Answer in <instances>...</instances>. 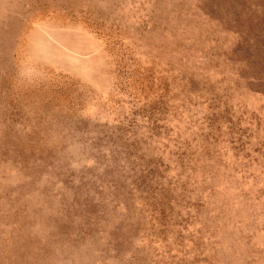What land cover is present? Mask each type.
Segmentation results:
<instances>
[{"label":"rangeland","instance_id":"obj_1","mask_svg":"<svg viewBox=\"0 0 264 264\" xmlns=\"http://www.w3.org/2000/svg\"><path fill=\"white\" fill-rule=\"evenodd\" d=\"M0 264H264V0H0Z\"/></svg>","mask_w":264,"mask_h":264}]
</instances>
